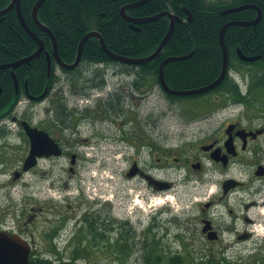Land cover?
Here are the masks:
<instances>
[{
    "label": "flooded vegetation",
    "instance_id": "flooded-vegetation-1",
    "mask_svg": "<svg viewBox=\"0 0 264 264\" xmlns=\"http://www.w3.org/2000/svg\"><path fill=\"white\" fill-rule=\"evenodd\" d=\"M11 1L0 6V10ZM136 1L139 0L123 4L121 15L124 6ZM155 1L147 0L136 7ZM22 3L23 0L19 9L15 5L0 15V21L13 13L22 24L19 11L26 20ZM33 8L32 20L37 25ZM131 8L125 11L129 17H149L132 16L128 12ZM187 18L177 22H189ZM230 21L251 19L232 15ZM141 24L135 29L139 30ZM232 26L244 29L255 25ZM230 46L232 61L225 76L226 86L203 96L217 92V105L233 93V107H240L231 109L224 105L216 113L198 112L200 119L195 122L199 125L211 122L213 115L216 116V126L207 133L192 140L180 137L176 141L168 131L160 130L159 114L153 113L149 114L150 128L134 132L138 142L124 134L112 133L111 128L103 129L104 147L109 156L113 151L126 153L129 147H135L136 152L124 171L126 180L136 182V191L117 193L115 197L111 193L97 196L81 191L80 169L84 162L81 153L91 148L92 141L86 137L89 134H84L88 131V120L109 119L123 111V87L115 86L102 97L93 96V90L103 89L106 83L105 78L93 80L69 104L64 102V97L54 95V85L45 89L42 98H37L40 94H30L28 77L25 92L22 91L11 70L14 67H8L4 75L14 78L16 92L8 94L0 86V150L6 152L0 155V232L26 241L30 248L28 264H110L113 260L122 263L134 253L144 264H186L188 261L192 264H264V63H259L264 60V54L256 52L251 37L246 44L234 38ZM240 52L256 59L245 61ZM81 64L82 60L76 69L69 71L82 69ZM58 68L67 70L59 65ZM232 68L239 77L230 73ZM114 72L129 74L134 78L133 86L142 87L141 81L135 82L138 72H143L139 64L120 66ZM158 85L155 79L150 87ZM23 99L30 105H44L45 114L39 122L34 119L31 108L19 111ZM23 122L48 133L44 141L54 151L32 158L34 164L26 169L31 137ZM191 124L187 119L180 126L185 131ZM100 145L96 141L93 147ZM64 161H67V178ZM213 172H218L216 181ZM5 174L8 176L1 179ZM207 174L210 176L206 177ZM192 181L215 182L216 192L194 205L187 204L189 208L180 211L168 202L172 196L169 193H174L177 183ZM164 196L160 207L157 203Z\"/></svg>",
    "mask_w": 264,
    "mask_h": 264
},
{
    "label": "trees",
    "instance_id": "trees-1",
    "mask_svg": "<svg viewBox=\"0 0 264 264\" xmlns=\"http://www.w3.org/2000/svg\"><path fill=\"white\" fill-rule=\"evenodd\" d=\"M133 0H46L39 9L38 17L54 33L58 49L64 61L74 62L82 37L89 31L96 30L104 38L107 47L122 56L140 58L152 54L166 35L170 19L166 16L139 25L135 29L121 15V6ZM9 0H0L1 5ZM35 0H23L22 11L31 30L45 43V50L40 57L31 62L14 67L18 83L25 92V78L30 94H41L46 88L55 85L59 77L56 73L57 62L53 56L52 42L47 32L41 30L32 20V8ZM244 4L258 6L263 13L261 21L251 28L228 27L225 43L228 48L229 61H232V39L246 44L251 37L257 53L264 54V0H157L131 8L128 12L134 16H152L167 10L179 18L185 19L188 12L193 15L189 22H177L174 32L161 53L151 62L139 64L143 72H138L135 82L142 84L153 77L160 84V65L169 56L193 54L182 60L169 62L164 69L167 84L174 89H191L209 84L216 80L222 71L223 49L220 42L222 27L236 18L253 20L258 15L257 8L246 9L235 14H223V10ZM39 45L26 32L15 14L8 13L0 21V65L17 61L33 54ZM235 51V48H234ZM47 54H50L51 67ZM235 55V54H234ZM82 63L109 65L121 63L122 66L134 65L122 63L111 58L102 48L97 37L89 39L83 49ZM259 63H264V60ZM79 70V69H78ZM8 68L0 70V86L8 94L16 92L15 80L4 74ZM67 71V70H66ZM69 71V70H68ZM77 71V70H75ZM73 72V71H69ZM227 78V76H226ZM226 78L215 90L226 86ZM104 81V80H102ZM5 83V84H4ZM6 85V86H4ZM169 98L191 99L194 96H177L165 92ZM179 264V263H173Z\"/></svg>",
    "mask_w": 264,
    "mask_h": 264
},
{
    "label": "rangeland",
    "instance_id": "rangeland-1",
    "mask_svg": "<svg viewBox=\"0 0 264 264\" xmlns=\"http://www.w3.org/2000/svg\"><path fill=\"white\" fill-rule=\"evenodd\" d=\"M81 66H83L82 69L73 72L57 68L56 73L59 77V81L57 79V82L54 85L55 96L64 97V102L72 104L77 100V92H85V85L88 84V82H92L93 80H104L103 78L106 80L104 88L101 90H93V96H105L110 89L114 90L115 86L123 87L125 92L123 95V111L119 116H112L109 117V119L106 117H98L88 120V131L85 130L84 134H89L86 137H88L92 143L90 149L81 153L84 162L80 169V177L82 178L81 191L87 195L99 196L111 193L114 194L115 197L117 193L132 194L136 191V182H129L124 175L125 167L129 160L136 156L135 147H129L130 149L126 153L113 151L112 155L109 156V153L105 151L104 147L103 141L105 134L102 132L103 129L111 128L112 133L124 134L129 137V139L138 142L135 137H133L134 132H141L142 129H149V114L153 113L159 114L160 130L168 131V134L173 135L176 141H178L180 137H188L192 140L207 133L217 124V120L215 119L216 116L213 115V120L211 122L206 121L203 125H199L195 122V120L200 119L197 114L200 112L216 113L217 108L222 110L221 107L224 105L229 106L231 109H238L240 107L238 105L233 107V93H230L223 103H218L217 105V92H212L206 96L191 99L175 100L169 98L160 85L150 87L155 80L154 77L147 80L142 84V87L138 89L133 86L132 80H134V78H131L129 74L119 73V75H116L114 72V69L122 66L121 63H111L99 67H96L94 64L82 63ZM230 73L234 76H240L234 68L230 70ZM147 87L148 89H146ZM207 102L208 106H204ZM28 107L32 109L31 111L34 119L39 122L45 114L44 105L40 103L30 105L27 99H23L20 103L19 111H24ZM187 119H190L192 124L183 131V128L180 125ZM96 141L101 142L100 147H93L94 142ZM7 151L9 152V150ZM4 153H6L4 150H0V155ZM63 163L65 170L64 176L67 178V161H64ZM13 169L14 168L10 169V171ZM210 174H207L206 177H209ZM7 176L8 175L5 174L1 179L6 178ZM217 176L218 172L212 173L214 181H216L215 177ZM215 184V182L209 184L198 183L197 181H192L190 183L179 182L175 186L174 193H169L172 196L168 199V202H171V205L174 204L176 209L178 208L182 211L184 207L189 208V205L187 206V204L194 205L196 202L208 197L210 193L216 192ZM160 199H165V196ZM157 204L161 207L164 203L158 202ZM176 249L180 248L177 247ZM189 251H193V249ZM136 256L137 255L134 253L122 263L113 260L110 264H144L138 261ZM35 264L54 263L41 262ZM186 264L192 263L188 261Z\"/></svg>",
    "mask_w": 264,
    "mask_h": 264
},
{
    "label": "water",
    "instance_id": "water-1",
    "mask_svg": "<svg viewBox=\"0 0 264 264\" xmlns=\"http://www.w3.org/2000/svg\"><path fill=\"white\" fill-rule=\"evenodd\" d=\"M20 1L21 0H12L11 3L9 4V6L0 10V15H3L5 13L9 12L11 9H13V7H15V5H17V7L19 9L20 8L19 7ZM44 1L45 0H38L36 2L35 6L33 8V18L36 21L37 25L39 27H41L45 32L48 33V35L51 39V42H52L53 56L55 57L57 64L60 67L67 69V70L76 69L80 65L81 60H82V56H83L84 46H85L86 42L89 39H91L92 37H97L100 40L102 48L105 50V52L111 58H113L114 60H116L118 62L130 63V64L149 63L161 53L164 46L166 45V43L171 38V36L174 32L175 26H176V22L182 21L181 18H179L178 16H176L175 14H173L169 11L161 12V13H158L156 15L145 17V18H140V19L129 17L125 13V11L128 8L139 6L147 0H139V1H136L134 3H130V4L123 7L122 13H123V16L126 18V20H128L131 23V25L134 26L135 28H136L137 24H139V23L154 21L156 19H159L160 17L167 16L170 19V27H169L166 35L164 36V38L160 42L159 46L156 48V50L152 54L145 56V57H140V58H131V57H125V56L119 55V54L111 51L107 47L103 36L98 31L92 30V31H89L87 34H85L82 37V39L79 43V46H78V53H77V56H76V59L74 60V62L68 63V62L63 60V58L61 57V55L59 53L57 39H56L54 33L52 32V30L39 20L38 12H39L40 7L44 3ZM248 8H257L258 15L255 19H253L251 21H230V22L226 23L221 29L220 42H221V46L223 49V66H222L221 74L219 75V77L216 80H214L213 82H211L209 84H206V85H203L200 87H196V88H191V89H174V88H171L167 84L166 79H165V75H164L165 66L171 61L182 60V59H186V58L190 57L193 54V52H192L188 55L169 56L162 61L161 65H160V84H161L162 89L165 92L173 94V95L193 96V95H200V94L212 91L213 89L217 88L221 84V82L224 80V78L227 74L228 64H229V53H228V48H227L226 43H225V35H226L227 28L232 26V25H235V24L257 25L261 21L262 16H263L262 10L258 6L253 5V4H246V5L227 8V9L223 10V12H222L223 14H230V13L238 12V11L245 10ZM19 16H20L21 22L23 24V27L35 40L38 41L39 47L33 54H31L29 56L21 58L17 61H13L10 63L0 65V70L8 68V67H17V66H20L22 64L29 63L33 59L40 57L41 54L43 53V51L45 50V43L31 30V28L27 24L26 20L23 18L20 11H19ZM187 20L192 21V13L191 12H189V18H187ZM137 28H139V27H137ZM239 55L245 61H253L256 59V57H247V56L243 55L241 52ZM47 57L49 60V68H50L51 67L50 54H47ZM16 84H18V83H16ZM46 91L47 90H45L42 94L38 95L37 98H42L45 95ZM23 125L31 137V155L28 158V160L26 161V165H25V169H26L30 165L34 164V162L31 161L32 158H35L37 156H42V155H49L51 153H54V151L52 148H50L48 146L46 141H44L45 136L46 135L49 136L48 133L39 130L37 127H32L30 124H28V122H23ZM29 252H30L29 245L21 237H19L17 235H12V234H9L6 232H0V264H28Z\"/></svg>",
    "mask_w": 264,
    "mask_h": 264
},
{
    "label": "bare ground",
    "instance_id": "bare-ground-1",
    "mask_svg": "<svg viewBox=\"0 0 264 264\" xmlns=\"http://www.w3.org/2000/svg\"><path fill=\"white\" fill-rule=\"evenodd\" d=\"M163 202V200H159V203H162Z\"/></svg>",
    "mask_w": 264,
    "mask_h": 264
}]
</instances>
